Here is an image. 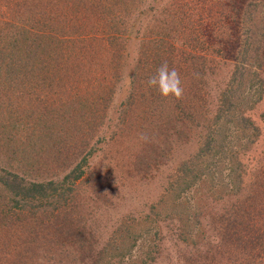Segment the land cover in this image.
Returning <instances> with one entry per match:
<instances>
[{"label":"rangeland","instance_id":"obj_1","mask_svg":"<svg viewBox=\"0 0 264 264\" xmlns=\"http://www.w3.org/2000/svg\"><path fill=\"white\" fill-rule=\"evenodd\" d=\"M16 2L0 0V21L52 37L62 56L45 63L58 82L36 68L15 77V96L33 117L71 107L82 130L53 147L37 141L35 170L0 158V171L24 180L0 196L11 213L0 240L15 244L0 242V264L245 263L225 231L246 195L264 214L250 189L264 168V0H31L36 10L14 14ZM165 61L180 75L179 100L146 84ZM232 78L231 102L252 123L232 121L229 107L226 141L222 123L212 133L225 155L212 160L215 149L199 146ZM14 127L20 140L30 131L21 120ZM32 186L35 200L22 202ZM43 218L64 233L40 228L32 240L26 225Z\"/></svg>","mask_w":264,"mask_h":264},{"label":"trees","instance_id":"obj_2","mask_svg":"<svg viewBox=\"0 0 264 264\" xmlns=\"http://www.w3.org/2000/svg\"><path fill=\"white\" fill-rule=\"evenodd\" d=\"M3 1H6L8 3L17 1L16 3H14V6L9 7L11 9L13 8L14 14L21 10L29 11L37 9V5H34L33 8L31 7L33 5L30 3L31 0H2V2ZM53 40L54 39L52 37H48L45 35L42 36L41 34L37 33H35L31 38L27 32L19 29L17 30L15 24L10 27L4 21H0V75L4 76L3 79H0V87H3V96H0L2 99V101L0 100V158H2V155L6 154L7 156L11 157V161L9 162L10 169L14 167L13 165H24L29 169L35 170V165L38 162H36L37 159L35 158V155L37 156L38 154L37 141L44 139L45 143H50L51 147H53L55 146V144L68 143V140H70L69 137L73 135V132L75 130L77 132H80L82 130V127H78V124L75 122L76 115L71 112V107L66 110L67 112L65 111L66 113L62 112V114L54 111L53 114L55 116L48 117L47 119H44L45 113L42 114L41 112L36 117H33L32 113L25 110L19 98L15 96L17 91V87L15 85L17 80L15 79V77L27 72H30L31 76H34L32 72L34 69L36 70V68H38L37 72L39 73H41L40 71H42V73L46 71L45 77L47 80L54 81V83L59 81L56 76L52 75L50 70L51 68L48 67L47 64H45L48 60H55L62 56L60 52H54ZM256 50H258V48ZM27 61L28 65L30 66L21 65L22 63H26ZM47 70L50 74H47ZM39 80H44L42 75ZM12 82L14 83L10 84ZM234 83H236V81H234V78H232L228 87L220 93V106L216 108V113L211 119L210 125H208L207 127V129H211V134H207L205 140L201 141L202 143L199 146L202 149V152H208L215 149V152L212 155V160L214 159L215 155H225L226 142H217V139H214L212 133L214 131V128L218 129L219 127H221L222 123L224 127H221V129H219V135H221L223 140L226 141V138L228 136L226 134V127L230 123V121H222V117L226 113H231V110L228 109L229 107L235 109L231 113L232 121H235L236 118H239V120L244 121L247 125H250L252 123L248 117L240 116L243 111H240V109L236 108L232 104L233 95L230 94H232V89H234L235 87ZM15 97L18 98L19 101H15ZM80 108L81 109L79 110L86 109L87 111H90L91 106L83 105ZM28 113L30 114V116H27ZM18 120H21V123L24 127L30 129V131L26 132L23 135L21 140L18 139L17 133H14L13 131V129L15 128V122L17 123ZM10 122L11 127L9 126ZM65 123H69V125L71 126V131L68 132L65 136L61 137L59 129L61 125H64ZM184 166H186V163L180 166V169H183L182 172L187 171L186 169H184ZM235 168H240V164L236 163ZM10 169L8 172L4 168L3 172L0 171V196L3 198H5V195L11 191V188H22V185H24V180L20 178L17 173L10 171ZM250 186V189H252V193L264 200L263 167L261 168L260 174L253 178ZM32 187V189L21 191L22 195H20V192V194L18 193V195L22 197V202H31V199L35 198L33 195L36 194V191L34 190V186ZM27 191L28 193H26ZM252 197L253 196L251 195H246V197L243 198L241 203L238 205V209L235 211L233 210L229 214L231 215V219L227 224H230L231 228L225 231V241L228 242L229 245L238 244L237 248H240V251L245 254V258L247 257V260H245V263L243 264H264V214L261 209L256 211V207H249L252 204L249 201L252 199ZM244 202V206H241ZM247 202H250L248 206H246L248 204ZM261 204L264 205V203ZM261 207L264 208V206ZM16 211L17 214L15 215L17 217L23 215L21 217H23L24 219L27 218V216L21 214V211L25 210ZM9 216H11V213H9V211L5 209L1 210L0 208L1 224L7 218H10ZM43 220L44 221H38L39 226L37 225L38 223L36 224L37 221L35 220L26 225L29 233L33 235L32 240L36 241L41 238V233L39 232L40 228H42V231L46 232V234L53 233V229L55 230V232H63L62 229L59 230L58 223L56 221L55 222L57 224H53L47 223L45 221V218H43ZM4 225L5 224H2L1 230L6 229ZM46 237H44L46 239V242H50L49 236L47 235ZM2 240L3 241L0 240V242H2L1 247L3 249L15 246V244L9 242L8 239L6 240L2 238ZM20 244L23 245V249L28 248L27 243L21 242Z\"/></svg>","mask_w":264,"mask_h":264},{"label":"clouds","instance_id":"obj_3","mask_svg":"<svg viewBox=\"0 0 264 264\" xmlns=\"http://www.w3.org/2000/svg\"><path fill=\"white\" fill-rule=\"evenodd\" d=\"M146 84L149 88H154L164 99L179 100L184 93L179 73L175 68L170 69L166 61L147 79ZM140 138L147 141L144 134H141Z\"/></svg>","mask_w":264,"mask_h":264}]
</instances>
